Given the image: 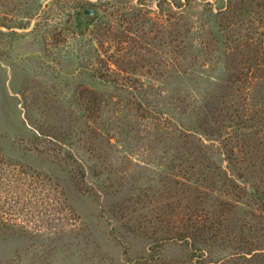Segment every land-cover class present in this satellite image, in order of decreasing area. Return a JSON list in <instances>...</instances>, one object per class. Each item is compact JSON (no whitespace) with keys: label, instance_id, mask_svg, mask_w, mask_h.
Segmentation results:
<instances>
[{"label":"rangeland","instance_id":"1","mask_svg":"<svg viewBox=\"0 0 264 264\" xmlns=\"http://www.w3.org/2000/svg\"><path fill=\"white\" fill-rule=\"evenodd\" d=\"M175 1L0 0V264H264V0Z\"/></svg>","mask_w":264,"mask_h":264},{"label":"trees","instance_id":"2","mask_svg":"<svg viewBox=\"0 0 264 264\" xmlns=\"http://www.w3.org/2000/svg\"><path fill=\"white\" fill-rule=\"evenodd\" d=\"M111 1V0H109ZM171 3H173L174 5H177L176 1L175 0H170ZM189 1V0H188ZM87 4H90L91 6H96L95 4H91L90 2L88 3H82L80 4L76 9H75V14H79L81 16H84L86 18V20H90V21H93L94 19L98 18L99 14H98V11L96 12L95 15L93 16H86L84 13H83V10L86 6H88ZM79 9V11H77ZM97 10V9H96ZM249 62V61H248Z\"/></svg>","mask_w":264,"mask_h":264},{"label":"water","instance_id":"3","mask_svg":"<svg viewBox=\"0 0 264 264\" xmlns=\"http://www.w3.org/2000/svg\"><path fill=\"white\" fill-rule=\"evenodd\" d=\"M97 10L95 8H84L83 13L87 16L95 15Z\"/></svg>","mask_w":264,"mask_h":264}]
</instances>
